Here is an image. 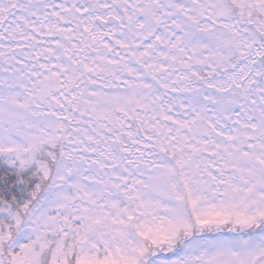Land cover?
I'll return each instance as SVG.
<instances>
[{"label":"snow or ice","instance_id":"1","mask_svg":"<svg viewBox=\"0 0 264 264\" xmlns=\"http://www.w3.org/2000/svg\"><path fill=\"white\" fill-rule=\"evenodd\" d=\"M0 264H264V0H0Z\"/></svg>","mask_w":264,"mask_h":264}]
</instances>
